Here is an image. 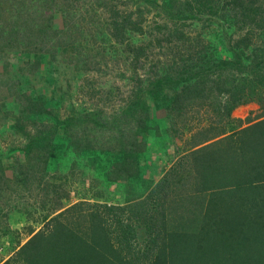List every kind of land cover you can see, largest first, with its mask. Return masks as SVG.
Returning <instances> with one entry per match:
<instances>
[{
    "label": "trees",
    "instance_id": "16d2710c",
    "mask_svg": "<svg viewBox=\"0 0 264 264\" xmlns=\"http://www.w3.org/2000/svg\"><path fill=\"white\" fill-rule=\"evenodd\" d=\"M112 2L115 0L99 4L109 14L106 31H100V27L92 30L101 41L105 39L102 35H106L117 45H125L126 53L132 56V67L140 69L145 49L133 46L127 32H143L141 12L126 14ZM185 2L184 9L175 12L173 18L183 20L182 26L192 22L190 33L195 32L191 42L196 58L182 65L174 60L164 71L174 70L175 79L168 76L158 81L154 84L155 93L151 94L157 104L167 108L171 131L179 138L189 133L182 149L184 154L158 181L155 182L158 175L152 172L143 179L144 168L135 160L139 156L135 151L137 145H130L129 140L135 130L132 122L140 130H144L146 123L144 117L137 115L132 102H125L132 106L128 115L131 118L103 121L104 117L92 109L81 114L69 110L58 118V113L52 111L53 100L35 97L30 90L20 88L26 111L46 115L54 122H42L31 137L27 136L23 146L29 151L26 161L11 157L13 149L8 155L0 154V198L5 197L7 206L12 208L11 199L16 202L27 192V199L35 194L31 206L40 204L46 211L42 221L50 222V226L43 230L29 228L26 242L14 248L13 256L1 264H264V251L248 248L245 237L248 231L253 233L251 229L258 223H261L258 233L264 234V216L262 219L258 215L264 213V203L259 202V196L264 197V36H259L262 39L244 64L243 55L238 54L240 41L229 43L226 46L229 56L223 57L217 52L216 43L202 42L212 34V23L195 28L204 14L232 20L239 31L247 28L248 32H264V0ZM60 11L63 28L52 29L50 20ZM134 15L136 18L132 19ZM80 17L74 0H0V50L25 49L29 54L26 75L34 68L39 70L40 58H45L46 78L52 75L50 63L71 50L77 56L71 60L73 72L87 75L88 79L90 74L102 71L98 66L101 61L79 48L88 33L82 28L85 19ZM156 26L159 31L168 25ZM169 36L190 42L191 35L186 36L177 26L169 30ZM16 73L19 81H13L12 85L23 87V76L19 70ZM167 88L172 92L168 99L164 93ZM249 103L258 104L263 113L258 121L241 128L242 121L234 119L232 112ZM210 113L215 118L202 120ZM192 122L193 126L187 125ZM105 127L111 134L103 132ZM62 134L67 138L68 148L78 155L96 152L109 155L103 167L107 183L133 182V191L123 205L108 201L90 203L92 200L85 197L71 203L68 189L70 178L78 173L75 163L68 172L50 168L57 159V139ZM116 138L118 142L113 144ZM17 150H21L19 145H15L13 152ZM197 154L202 157L195 158ZM7 170L12 171L11 177L4 176ZM189 176L192 183L186 182ZM90 190L93 189L87 191ZM98 194L96 198L102 197ZM235 197L241 202H235ZM193 199L208 204L205 208L197 203L189 206ZM233 204L237 209L231 208ZM239 237L243 239L240 245L234 240Z\"/></svg>",
    "mask_w": 264,
    "mask_h": 264
},
{
    "label": "rangeland",
    "instance_id": "374dc122",
    "mask_svg": "<svg viewBox=\"0 0 264 264\" xmlns=\"http://www.w3.org/2000/svg\"><path fill=\"white\" fill-rule=\"evenodd\" d=\"M185 1L115 0V2H112L117 4L118 6H116L126 14H139L141 12L143 19L141 28L143 32L140 33L143 34L127 32L133 46H141L145 49L146 55L142 58L144 65L140 69L132 67V56L126 53L125 45H117L114 39L110 38L108 40L109 36L106 35L101 34L105 38L103 41L95 36V31L92 29L100 27V31L103 29L106 31L110 21L109 14L104 9L105 7L103 6V8L99 5H103L105 0H83L78 2L74 0V5L81 15L80 18L85 19L82 28L88 31L84 35L83 41L80 42L79 48L88 52L91 58L101 61L98 66L102 71L90 74L92 76H88V79L85 78L87 75L79 76L77 75L78 73L73 72L74 66L71 60L74 61L77 56L71 53V50L60 54L50 63L51 65L47 64L51 68V78H46L44 75L46 68L44 64L46 65L47 63L45 58H40L41 65L39 70L34 68L29 72L30 75H26L24 71H28L26 66L28 65L29 54L25 49L0 50V154L8 155L11 149L14 151L15 145H19L21 150L12 151L11 157L14 156L20 161H26L29 159L26 152L29 151L23 146H25L29 138L27 136L31 137L36 127L42 122H54V119H48L46 115L42 117L29 114L25 109V99L20 96V88L30 90V93L35 97H43L47 101L53 100L54 107L52 111L53 113H58V118H63L69 110L70 112L74 111L81 114L83 111L90 109L97 111L104 117L103 121L106 119H120L123 116L131 118L128 115L130 114L129 111H132V106L125 104L129 100V102H132L131 104L136 106L137 115L144 117L143 119H145L146 123L145 131L140 130L134 126L132 122L134 119H132L131 122L135 130L131 133V140H129L130 145H137L135 147L137 150L135 149V151L139 156H135V160L144 168L141 178L146 179L147 174L152 172L158 175L155 182L158 181L161 175L169 171L172 163L184 154L182 151L184 141L189 136V133H184L179 138L175 131H171L167 108L165 105L157 104L151 98V94L156 91L154 84L160 80L168 79V76L175 79L174 70L168 69V71H164L169 68L174 60H177V63L182 65L196 58L197 52L195 53L196 49L191 42L193 37H195L194 31H192V34L190 33L191 28H193L190 26L192 22H189L187 26H182L181 24L183 23L181 21L183 20L173 18L175 12L178 13L184 9ZM135 18L136 16L134 15L132 19ZM201 19V22L196 21L195 28H199L203 23H212L210 29L212 34L202 39L204 45L209 43L214 45L216 43L217 52H221L223 57H227L229 52H227L226 46L229 43L236 44V42L240 41L238 54L243 55L244 64L249 62L247 57H249L250 53L252 54V50L255 49L259 39H262L259 36H264V32L260 30L248 32L249 30L246 28L239 31L237 25L232 23V20L218 19L215 15L207 16L203 14ZM63 21L62 12L60 11L52 16L49 25L52 29L59 30L63 28ZM90 21L92 25L89 24ZM162 24L168 25L167 28L165 27L158 31L156 25ZM177 26L186 36L191 35L190 42H181L175 37L169 36V30ZM196 32H198L197 29ZM253 33L256 35H253ZM242 37H244L245 42L241 41ZM245 37H248V41ZM159 39L161 41H158ZM248 42L250 43L245 47ZM190 43L191 46H189ZM11 66L14 69H11ZM15 69L19 70L20 75L23 76V87L12 85L13 81H19V75ZM137 79H141L142 82L139 83ZM137 82L140 87L137 86ZM132 91L134 93H131ZM164 91L166 99H168L172 92H169L168 88ZM41 100L44 101V99ZM247 105H252V108ZM247 105L238 110L241 107L239 106L232 112L234 119L239 116L243 117V121L241 120L242 128L258 121V118L263 113V109L258 104L249 103ZM206 111L208 112V110ZM209 117L211 119L215 118L210 113L205 115L202 120L207 118L210 121ZM248 119H250V123H248ZM57 122H60V119H57ZM177 125H179V122H177ZM187 125L193 126L194 122ZM103 132L111 134L106 127L103 128ZM114 135L116 136L115 131ZM100 140L104 142V139L101 138ZM117 142L118 138L113 139L112 143L117 144ZM56 156L57 159L50 165L53 170L58 168L60 171L68 172L72 163H75V169L78 173L70 178L71 183L68 189L72 204L82 201L81 197H85L92 200L90 203L108 201V204L123 205L124 200L129 196V192L133 191V182L123 183V180H121L118 184H109L104 179L103 167L108 162L107 158L109 159V155H102L100 152L78 155L75 151L68 148L67 138L64 134L57 139ZM199 157L202 156L195 155V158ZM7 160L5 159V162ZM12 175V171H5L4 176L11 177ZM186 182L192 183V177L189 176ZM18 187L20 186L18 185ZM90 188L93 190L87 191ZM142 188L144 192V184ZM97 191H100L98 193H101L102 197L96 198V195H99ZM146 192L147 190H145L144 196ZM27 194L28 192L24 198H20L16 202L15 199H11L13 201L12 208L7 206L5 197L0 198V214L6 215L0 217V264L13 256L15 253L13 251L14 248L26 242L29 228L43 230L50 226V222L43 223L42 221L43 213L46 211L39 206L40 204L37 203L31 206V202L36 195L33 194L31 198L27 199ZM196 200H191L189 206L196 204ZM236 201L241 202L239 198L235 197ZM259 202L264 203L263 196H259ZM207 204L208 201L204 200L199 201L197 206L202 205L205 208ZM234 204L231 208H236ZM27 209L28 211L26 212ZM258 215L263 219V212L258 213ZM260 225L261 223L255 224L251 229L253 233L248 231L245 237L248 248L263 252L264 234L258 233ZM234 240L240 245L239 243L243 239L239 237V239ZM241 249L250 253L245 248Z\"/></svg>",
    "mask_w": 264,
    "mask_h": 264
},
{
    "label": "crops",
    "instance_id": "0c3cea01",
    "mask_svg": "<svg viewBox=\"0 0 264 264\" xmlns=\"http://www.w3.org/2000/svg\"><path fill=\"white\" fill-rule=\"evenodd\" d=\"M247 106H249V107H251L252 108V105H247ZM243 106H241L240 108H238V110H240L241 108H242ZM235 119H240V120H242L243 119V117H235ZM258 120V119H257ZM243 121V120H242ZM243 126L241 125V128H242Z\"/></svg>",
    "mask_w": 264,
    "mask_h": 264
}]
</instances>
